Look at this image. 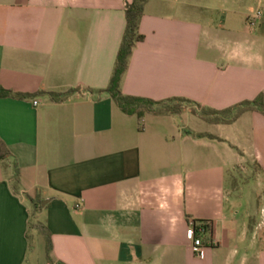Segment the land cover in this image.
Returning a JSON list of instances; mask_svg holds the SVG:
<instances>
[{"label": "crops", "instance_id": "1", "mask_svg": "<svg viewBox=\"0 0 264 264\" xmlns=\"http://www.w3.org/2000/svg\"><path fill=\"white\" fill-rule=\"evenodd\" d=\"M129 1L0 0V86L25 95L0 97V264H49L36 223L66 264H264L235 177L264 172V115L124 113L103 90ZM195 1L145 2L121 92L215 110L264 101V0ZM190 221L209 226L203 258Z\"/></svg>", "mask_w": 264, "mask_h": 264}, {"label": "trees", "instance_id": "2", "mask_svg": "<svg viewBox=\"0 0 264 264\" xmlns=\"http://www.w3.org/2000/svg\"><path fill=\"white\" fill-rule=\"evenodd\" d=\"M147 0H131L125 2L124 15H125V29L123 32L122 40L116 55L115 65L111 73L108 86L103 90L109 93L118 107L126 114H136L138 119L141 120L146 112L154 113H177L181 110L178 107L170 106V102L179 101L182 103L193 105L192 110L200 115L202 119L207 122L214 123H228L234 121L244 111L256 110L264 115V101L262 96L255 100L245 101L233 107L223 110H215L211 108L201 107L197 103L187 99H167V100H152L144 97L125 95L120 90L121 76L126 70L128 58L131 55L132 49L138 42L142 41L144 36L139 32V22L143 14L144 4ZM74 90L66 92H42L46 94L49 100L58 102L65 99ZM24 97L22 93H15L9 89L0 86V97ZM11 154L4 142L0 139V159L9 157ZM34 227L42 233L45 237V252L46 259L49 264H66L60 260H54L52 257V244L51 236L48 229L41 223L34 224ZM206 227L209 228L208 224Z\"/></svg>", "mask_w": 264, "mask_h": 264}, {"label": "rangeland", "instance_id": "3", "mask_svg": "<svg viewBox=\"0 0 264 264\" xmlns=\"http://www.w3.org/2000/svg\"><path fill=\"white\" fill-rule=\"evenodd\" d=\"M195 1V0H194ZM189 2V1H188ZM192 2V1H190ZM197 2V0L195 1ZM211 8H217V4L211 3ZM195 8L188 3L187 10ZM202 8V11H206L207 17L213 16L217 18V10ZM211 15H208V14ZM172 107H189L194 108L193 105L182 103L179 101H172L169 103ZM236 182L238 189L242 195L241 204L243 208L248 209L252 214L251 228L254 230L257 236H264V172L259 169V165H250L247 170L242 174H236Z\"/></svg>", "mask_w": 264, "mask_h": 264}, {"label": "built area", "instance_id": "4", "mask_svg": "<svg viewBox=\"0 0 264 264\" xmlns=\"http://www.w3.org/2000/svg\"><path fill=\"white\" fill-rule=\"evenodd\" d=\"M259 13L255 17H258ZM255 18L251 19V24L254 23ZM36 104V101L33 102ZM207 230L206 223H194L193 221L189 222V226L186 230V237L191 242V247L193 252L198 255L200 258L204 256V242L202 235L205 234Z\"/></svg>", "mask_w": 264, "mask_h": 264}, {"label": "water", "instance_id": "5", "mask_svg": "<svg viewBox=\"0 0 264 264\" xmlns=\"http://www.w3.org/2000/svg\"><path fill=\"white\" fill-rule=\"evenodd\" d=\"M48 200H49V199H45V200H43V201L41 202V205H42V206H45V204L48 202Z\"/></svg>", "mask_w": 264, "mask_h": 264}]
</instances>
